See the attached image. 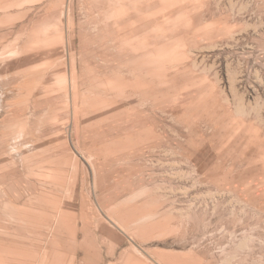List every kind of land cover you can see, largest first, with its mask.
<instances>
[{
    "label": "rangeland",
    "instance_id": "rangeland-1",
    "mask_svg": "<svg viewBox=\"0 0 264 264\" xmlns=\"http://www.w3.org/2000/svg\"><path fill=\"white\" fill-rule=\"evenodd\" d=\"M0 264H264V0H0Z\"/></svg>",
    "mask_w": 264,
    "mask_h": 264
}]
</instances>
